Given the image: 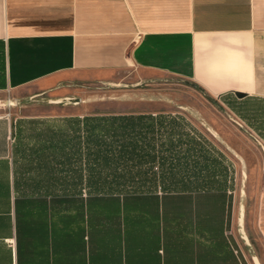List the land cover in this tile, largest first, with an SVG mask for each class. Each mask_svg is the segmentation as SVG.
I'll list each match as a JSON object with an SVG mask.
<instances>
[{
  "label": "crops",
  "instance_id": "0c3cea01",
  "mask_svg": "<svg viewBox=\"0 0 264 264\" xmlns=\"http://www.w3.org/2000/svg\"><path fill=\"white\" fill-rule=\"evenodd\" d=\"M128 70L196 83L264 140V0H0V264H261L228 187L99 192L75 167L97 163L87 119L179 114L76 90Z\"/></svg>",
  "mask_w": 264,
  "mask_h": 264
},
{
  "label": "rangeland",
  "instance_id": "374dc122",
  "mask_svg": "<svg viewBox=\"0 0 264 264\" xmlns=\"http://www.w3.org/2000/svg\"><path fill=\"white\" fill-rule=\"evenodd\" d=\"M140 75L128 70L111 77L109 82L77 84L79 95L97 102L94 107L97 113L122 109L111 105L123 98L122 93H115L122 90L155 95L164 102L165 106L160 107L163 111L179 112L168 115V118H174L173 124L158 127L154 134L142 135L133 158H117V173L125 174L127 183L126 187H119L114 192H176L226 186L232 192L238 216L242 208L245 210L243 229L249 244L242 238L241 226L235 231L239 244L264 264V239L257 226L258 202L264 189V140L196 83L166 75L152 81L136 82ZM133 83L139 84L137 88ZM4 97V104L8 106L9 94ZM48 98L46 96V104ZM13 104L18 108L24 106L15 100ZM192 138L196 142L190 141ZM86 161L87 158L82 157L75 167L85 170ZM107 172L104 174L108 175Z\"/></svg>",
  "mask_w": 264,
  "mask_h": 264
},
{
  "label": "trees",
  "instance_id": "16d2710c",
  "mask_svg": "<svg viewBox=\"0 0 264 264\" xmlns=\"http://www.w3.org/2000/svg\"><path fill=\"white\" fill-rule=\"evenodd\" d=\"M173 119L166 116L154 118L150 115L102 116L87 119L84 124L88 127V140L92 135L93 140L96 138L98 141L97 163L87 165L89 181L97 185L94 187L99 192H114L119 187H126L124 186L127 183L126 175L117 173L119 159L133 158L138 151L137 144L142 135L154 134L158 127L164 128L173 124ZM190 141L196 142L194 138ZM119 142L121 145H117ZM106 171L108 175L104 174Z\"/></svg>",
  "mask_w": 264,
  "mask_h": 264
},
{
  "label": "bare ground",
  "instance_id": "6f19581e",
  "mask_svg": "<svg viewBox=\"0 0 264 264\" xmlns=\"http://www.w3.org/2000/svg\"><path fill=\"white\" fill-rule=\"evenodd\" d=\"M49 102H51V103H60L61 102V100H59V99H53V100H50ZM245 177H247V175L245 174ZM244 217H245V210H244V208H242V212H241V214H240V223H241V229H242V235H243V240L246 242V244L248 245L249 244V238H248V236L246 235V233H245V231H244V229H243V223H244ZM240 229V230H241ZM253 259L255 260V261H257V257L256 256H253Z\"/></svg>",
  "mask_w": 264,
  "mask_h": 264
}]
</instances>
